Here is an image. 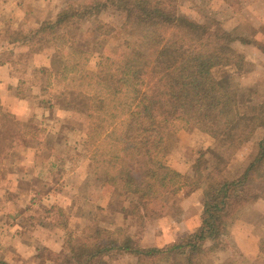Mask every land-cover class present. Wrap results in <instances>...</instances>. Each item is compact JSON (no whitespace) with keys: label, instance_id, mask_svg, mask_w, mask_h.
Masks as SVG:
<instances>
[{"label":"clouds","instance_id":"1","mask_svg":"<svg viewBox=\"0 0 264 264\" xmlns=\"http://www.w3.org/2000/svg\"><path fill=\"white\" fill-rule=\"evenodd\" d=\"M0 264H264V0H0Z\"/></svg>","mask_w":264,"mask_h":264},{"label":"trees","instance_id":"2","mask_svg":"<svg viewBox=\"0 0 264 264\" xmlns=\"http://www.w3.org/2000/svg\"><path fill=\"white\" fill-rule=\"evenodd\" d=\"M209 214L211 215V214H213V212H214V206H209Z\"/></svg>","mask_w":264,"mask_h":264}]
</instances>
